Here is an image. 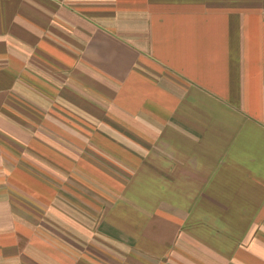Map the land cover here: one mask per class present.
I'll return each instance as SVG.
<instances>
[{"label":"crops","instance_id":"obj_1","mask_svg":"<svg viewBox=\"0 0 264 264\" xmlns=\"http://www.w3.org/2000/svg\"><path fill=\"white\" fill-rule=\"evenodd\" d=\"M0 264H264V0H0Z\"/></svg>","mask_w":264,"mask_h":264}]
</instances>
